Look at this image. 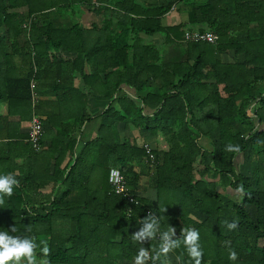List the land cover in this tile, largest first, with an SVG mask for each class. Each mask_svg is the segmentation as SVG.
Returning a JSON list of instances; mask_svg holds the SVG:
<instances>
[{
    "label": "trees",
    "instance_id": "trees-1",
    "mask_svg": "<svg viewBox=\"0 0 264 264\" xmlns=\"http://www.w3.org/2000/svg\"><path fill=\"white\" fill-rule=\"evenodd\" d=\"M179 2L187 22L164 26L173 6L0 0V103L15 102L30 122L31 80L38 93L47 75L61 106L73 107L59 125L47 117L59 130L57 141L46 136L47 149L44 136L40 151L25 144L21 163L0 158V175L19 181L0 205V231L46 242L50 264H133L140 245L131 235L153 211L176 238L184 227L199 231L202 264H264V0ZM75 8L79 18L92 17L73 23ZM187 31H211L218 41L185 42ZM15 57L29 63L26 75L17 74ZM89 97L108 105L97 118L88 112ZM95 119L96 136L78 150L82 127ZM145 144L154 148L152 166ZM112 168L137 203L114 192ZM234 219L239 226L230 231L226 222ZM151 245L159 241L143 246ZM170 256V264L177 256L193 264L183 245Z\"/></svg>",
    "mask_w": 264,
    "mask_h": 264
},
{
    "label": "clouds",
    "instance_id": "clouds-1",
    "mask_svg": "<svg viewBox=\"0 0 264 264\" xmlns=\"http://www.w3.org/2000/svg\"><path fill=\"white\" fill-rule=\"evenodd\" d=\"M227 151L239 153V146H227ZM118 176L116 169H112L110 173V182L117 184V193L119 194L124 189L119 185V181H113L112 177ZM19 186V181L16 177L9 173L0 175V205L4 203V197H11L14 188ZM137 203V201H134ZM167 211L159 209V212ZM129 214L132 213L131 208L128 209ZM161 215L149 212L148 215L139 221V229L131 235L132 241L138 243L136 256L133 258V264H170V254L174 253L183 245L189 258L193 264H202L203 250L200 244V233L195 228H183L179 238H176V229L169 225L167 230L161 229ZM227 224V228L235 230L239 226L238 219H234ZM17 231L16 227L11 228V233ZM30 231V230H29ZM159 241L158 247H152L149 250L143 245L148 241ZM231 241H225V246L230 248ZM39 249V255L37 250ZM50 249L46 242H37L35 236L12 235L9 231H0V264H50L48 256ZM229 260L235 262L238 260V253L234 250L229 251ZM182 257L177 256V264H180Z\"/></svg>",
    "mask_w": 264,
    "mask_h": 264
},
{
    "label": "crops",
    "instance_id": "crops-1",
    "mask_svg": "<svg viewBox=\"0 0 264 264\" xmlns=\"http://www.w3.org/2000/svg\"><path fill=\"white\" fill-rule=\"evenodd\" d=\"M135 3L141 6V8L146 10H152V9H166L169 6H175V10H170L162 16V24L164 26H175L178 24L186 23L188 16L186 12H180L179 8L181 6L179 0H134ZM79 11L77 8H75V16L72 18L73 23L80 20L83 23H85L89 17H92L91 15L85 14L84 17L81 19L78 16H76V12ZM96 20V17L93 15V19ZM155 41L159 43H163L162 38L156 37L154 38ZM9 46V45H8ZM179 53V52H178ZM173 52H167L165 56L172 55ZM177 54V53H176ZM14 62L16 65H18L19 73L20 75H26L29 72V66L24 59L15 57ZM3 60L0 59V77H2L5 73V68L3 66ZM8 74H10L8 72ZM11 76V75H10ZM54 80L51 81L47 75L40 79L39 84V100L41 101L40 107L36 112L40 115V117L43 120L44 125V136H48L51 139L58 140V134L59 130L57 127H53L51 125V122L48 121L47 117H53L56 124L59 125L60 121L63 119V117L70 115L72 112H70V108H73L71 106H61L59 103V94H61L60 91L56 93V87L53 86ZM76 85H78L81 89H83L84 86L83 83L78 79L76 81ZM3 91L6 92L5 89ZM12 91V90H11ZM10 92V91H9ZM106 106H108L105 102H102L100 100H95L92 97H89L88 100V112L93 118L99 117L103 111H105ZM73 110V109H71ZM22 109L20 106H16L15 102L12 101L8 102V100L3 99L0 103V158H5V161L9 158L10 155L14 156L16 161L18 163H21L23 160V154L24 151L22 149H25V144L28 143V134H29V126L30 122L24 121L21 118ZM100 123L99 119H95L92 123L86 124L82 127L83 130V136L79 137V142L77 145V149L80 150L84 143L88 140H91L96 136L97 127ZM9 135L11 137L8 138ZM18 135L16 138L15 136ZM22 135H27V137H22ZM12 144V145H10ZM51 144L49 138L46 137V141L44 143L43 147L47 149V147ZM68 158L66 159V161ZM65 161V163H66ZM45 193H49L51 191V186H48L46 190H44Z\"/></svg>",
    "mask_w": 264,
    "mask_h": 264
},
{
    "label": "built area",
    "instance_id": "built-area-1",
    "mask_svg": "<svg viewBox=\"0 0 264 264\" xmlns=\"http://www.w3.org/2000/svg\"><path fill=\"white\" fill-rule=\"evenodd\" d=\"M175 6L171 8V10H175ZM218 41V36L211 32V31H206V32H200V31H187L185 34V42H204V43H209V44H216ZM30 88H31V101H32V108H33V114L32 118L30 121V126H29V134H28V139L27 142L31 144V146L36 150L40 151L42 149V138L44 134V125H43V120L39 116V114L36 112V107L37 103L39 101V95L36 92V82L35 80H31L30 83ZM144 148L146 149V152L149 157V165L152 166L154 163V155L153 151L154 148L151 145L145 144ZM148 162V160H147ZM112 169H116L118 172V176L112 177L113 181H119V185L123 187V191L120 192L119 194L117 193V184L114 182H110V173ZM109 173V183L112 185L113 190L116 194L118 195H124L128 198L130 202H134L136 195L133 193H130L129 188L127 187V183L121 173V171L117 168H112Z\"/></svg>",
    "mask_w": 264,
    "mask_h": 264
},
{
    "label": "rangeland",
    "instance_id": "rangeland-1",
    "mask_svg": "<svg viewBox=\"0 0 264 264\" xmlns=\"http://www.w3.org/2000/svg\"><path fill=\"white\" fill-rule=\"evenodd\" d=\"M224 61H230V58L229 57H224ZM30 129V128H29ZM202 144H204V145H207L208 144V142H207V140H202ZM240 162H241V159L240 158H237V160H236V165L238 166L239 164H240ZM141 181H142V185L144 186V189H146L147 188V185H148V178H146V177H143L142 179H141ZM44 192V191H43ZM143 192V193H142ZM146 191L145 190H141V191H139L138 193H141V194H144ZM147 193V192H146ZM170 259L172 260V257L170 256Z\"/></svg>",
    "mask_w": 264,
    "mask_h": 264
}]
</instances>
